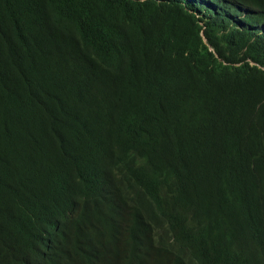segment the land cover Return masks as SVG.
Listing matches in <instances>:
<instances>
[{
    "label": "trees",
    "instance_id": "1",
    "mask_svg": "<svg viewBox=\"0 0 264 264\" xmlns=\"http://www.w3.org/2000/svg\"><path fill=\"white\" fill-rule=\"evenodd\" d=\"M0 264H264V0H0Z\"/></svg>",
    "mask_w": 264,
    "mask_h": 264
}]
</instances>
